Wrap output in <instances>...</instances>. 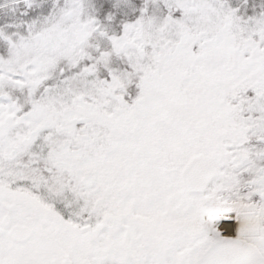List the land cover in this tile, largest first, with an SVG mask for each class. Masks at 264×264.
Listing matches in <instances>:
<instances>
[{"label":"snow or ice","instance_id":"1","mask_svg":"<svg viewBox=\"0 0 264 264\" xmlns=\"http://www.w3.org/2000/svg\"><path fill=\"white\" fill-rule=\"evenodd\" d=\"M0 264H264V0H0Z\"/></svg>","mask_w":264,"mask_h":264}]
</instances>
